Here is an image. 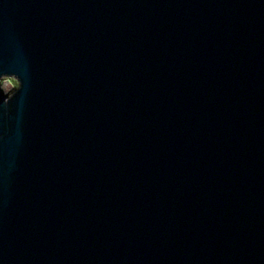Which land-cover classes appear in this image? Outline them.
Masks as SVG:
<instances>
[{
  "label": "water",
  "instance_id": "water-1",
  "mask_svg": "<svg viewBox=\"0 0 264 264\" xmlns=\"http://www.w3.org/2000/svg\"><path fill=\"white\" fill-rule=\"evenodd\" d=\"M0 264H264V0H0Z\"/></svg>",
  "mask_w": 264,
  "mask_h": 264
},
{
  "label": "rangeland",
  "instance_id": "rangeland-1",
  "mask_svg": "<svg viewBox=\"0 0 264 264\" xmlns=\"http://www.w3.org/2000/svg\"><path fill=\"white\" fill-rule=\"evenodd\" d=\"M15 82V81H14ZM13 83L9 79H2L0 81V87L4 90V92L9 95L13 92ZM16 84V82H15Z\"/></svg>",
  "mask_w": 264,
  "mask_h": 264
},
{
  "label": "flooded vegetation",
  "instance_id": "flooded-vegetation-1",
  "mask_svg": "<svg viewBox=\"0 0 264 264\" xmlns=\"http://www.w3.org/2000/svg\"><path fill=\"white\" fill-rule=\"evenodd\" d=\"M9 80L13 83L12 84L13 85L12 87H13V89H15L16 88V84H15L14 80L13 79H9Z\"/></svg>",
  "mask_w": 264,
  "mask_h": 264
}]
</instances>
